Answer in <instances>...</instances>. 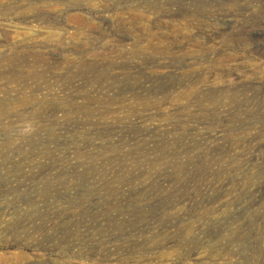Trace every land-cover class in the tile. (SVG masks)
<instances>
[{
  "label": "rangeland",
  "instance_id": "obj_1",
  "mask_svg": "<svg viewBox=\"0 0 264 264\" xmlns=\"http://www.w3.org/2000/svg\"><path fill=\"white\" fill-rule=\"evenodd\" d=\"M16 253L264 264V0H0Z\"/></svg>",
  "mask_w": 264,
  "mask_h": 264
},
{
  "label": "bare ground",
  "instance_id": "obj_2",
  "mask_svg": "<svg viewBox=\"0 0 264 264\" xmlns=\"http://www.w3.org/2000/svg\"><path fill=\"white\" fill-rule=\"evenodd\" d=\"M26 259V256L22 253H16V254H4L0 255V264H19V261H22Z\"/></svg>",
  "mask_w": 264,
  "mask_h": 264
}]
</instances>
